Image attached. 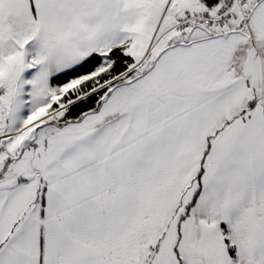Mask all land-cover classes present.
I'll list each match as a JSON object with an SVG mask.
<instances>
[{
  "label": "snow or ice",
  "instance_id": "snow-or-ice-1",
  "mask_svg": "<svg viewBox=\"0 0 264 264\" xmlns=\"http://www.w3.org/2000/svg\"><path fill=\"white\" fill-rule=\"evenodd\" d=\"M0 264H264V0H0Z\"/></svg>",
  "mask_w": 264,
  "mask_h": 264
}]
</instances>
